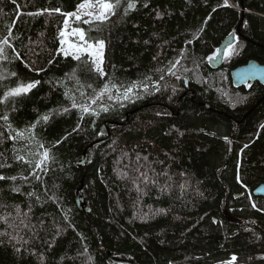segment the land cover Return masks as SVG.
Here are the masks:
<instances>
[{
	"label": "trees",
	"instance_id": "trees-1",
	"mask_svg": "<svg viewBox=\"0 0 264 264\" xmlns=\"http://www.w3.org/2000/svg\"><path fill=\"white\" fill-rule=\"evenodd\" d=\"M78 3L0 0V40L11 31L10 42L21 55L16 60L5 47L9 59L0 60V77L7 78H0V91L15 86L11 72L20 81H40L16 102L13 127L25 129L59 110L33 130L54 158L45 171L36 170L40 180L19 179L31 169L15 155L33 164L39 158L24 147L27 141L8 140L5 132L0 144V164L11 165L0 168V175L18 177L0 181V217L12 225L0 222V232H19L27 241L0 236V264H133L116 263L110 253L135 264H223L233 254L235 264H264V196L253 192L264 181V84L236 87L230 74L252 58L264 63V0H229V7L219 6L224 0H139L136 10L118 13L105 26L103 79L57 52L63 15H28L56 8L72 12ZM233 31L239 37L234 51L220 67H211L209 57ZM73 70L85 96L65 75ZM108 81H144L148 92L138 88L139 97L122 105L105 95L92 106L98 115L72 108L64 95L71 90L78 104L86 103L96 95L87 85L98 92ZM184 85L190 89L184 92ZM101 104L110 110L100 111ZM105 121L110 136L103 140ZM14 147L22 150L14 153ZM30 148L43 151L34 142ZM84 150L87 161L79 166ZM140 172L156 183L137 180ZM82 184L86 210L76 203ZM21 220L30 227L23 229Z\"/></svg>",
	"mask_w": 264,
	"mask_h": 264
},
{
	"label": "snow or ice",
	"instance_id": "snow-or-ice-1",
	"mask_svg": "<svg viewBox=\"0 0 264 264\" xmlns=\"http://www.w3.org/2000/svg\"><path fill=\"white\" fill-rule=\"evenodd\" d=\"M139 0H80V3L76 5V8L72 12H61L60 8L56 9H43L42 11H38L36 13H28V15H41L43 12H47L49 15H51L53 12L60 13L65 18L63 20V28H61L58 32V41H59V48L57 49V52L59 54H62L65 58L71 57L73 60L80 62L82 65L81 71L82 72H95L98 74L102 79L107 74L104 72L103 64H104V52L106 48V40L103 37V32L105 30V26H107L111 21L112 18L117 16L118 13L121 16H127L131 11H134L137 9ZM144 7H147V4L143 5ZM220 7H229L231 6L229 4V0H224L223 5H219ZM215 11V9H213ZM159 15V13H157ZM74 21L83 24V25H89V29L86 31L82 27H72L71 31L69 32L68 29L70 27L69 20L73 19ZM93 33H96V35H93ZM11 37V31H9L8 36H5L2 40H0V60L7 61L9 59L8 55L5 52V47L11 48L12 52L15 54L16 60H21V55L19 52L16 51L15 47L10 42ZM70 37H75V39H70ZM147 43V41L145 42ZM188 43H191L189 41ZM234 51L233 45L229 43L227 46V50L224 52L225 56H228L232 54ZM183 58V52L181 53V58ZM216 56L209 57V59H216ZM180 59H177L174 63H172V67L169 69V73L171 75H175V72L172 71L180 63ZM52 61L50 60L49 63ZM26 67H30L27 63H25ZM32 71L36 72H42L44 69H30ZM157 71H161L160 69H157ZM11 77H16L17 82L15 83V86L4 88L3 91H0V121H3V124L0 125V128H3L4 131H0V144L4 142V134L5 132L8 133L7 139L12 140L14 142L19 140L27 141L25 144V148H28L30 155H35L39 157L35 163L29 159H27L23 155H15V160L17 162H23L29 166L31 171H29L28 175H21L19 179L27 182L29 180V177H34L36 180H40L41 177L37 173V169L40 171H45L47 168V165L49 164L50 160L54 161V158L50 156L49 149L45 148L44 143H42L40 140H38L35 136L34 129L37 127L38 124L41 122H48L50 117L53 115L54 112L59 111L58 109L50 110L48 113L43 114L42 116H39L35 122H33L30 126L26 127L22 130H17L13 127V123L10 119V113L16 111V102L24 97L27 96L39 83V80H33V81H20L18 74L16 72L10 73ZM68 76L69 79H75L76 84L79 85V87L76 89L77 91H80L81 96H85V92L82 91V88L84 87L82 84H80L79 76H77V73L75 70L71 74H65ZM3 79H6L7 77H0ZM164 77L161 76L160 79L162 80ZM151 77H146L145 80H150ZM179 79V77H177ZM3 87V86H0ZM66 87V86H65ZM88 88L92 89L93 92L96 93L94 96L86 97L87 102L86 103H77L75 95L72 94L71 90H66L64 95L66 98L71 100V107L72 108H78L81 113L88 114V115H98V112L95 108H93V105L97 104V101L102 100L105 95L107 96L108 101H113L116 104H121L123 101L131 100L133 96L139 97V93L136 92V89H142L144 92H148V84L144 81L139 82H132L129 85H122L117 84L113 81H108L102 84L99 91L95 88H93L92 84L87 85ZM113 90L115 91V95H113ZM156 91H159V87H156ZM110 105H100V111L108 112L110 110ZM69 109L64 108L63 111L67 112ZM159 115V113H158ZM262 129H264V125L260 126ZM74 132L80 131L79 125L77 128L73 129ZM178 131V130H177ZM182 135V133H181ZM225 139H227L225 137ZM33 142L38 145V149H43V151H37L36 153L31 152L30 145L33 144ZM57 144L60 143V141L56 142ZM230 143V141H229ZM245 148L248 147L246 144L244 146ZM22 149L13 148V152L17 153L21 151ZM0 155H3L0 153ZM144 159H147L145 157ZM3 167H11L9 164H0V168ZM143 182L147 185L148 183L155 184L156 181L151 179L146 172H140L139 176L137 177V180L141 179ZM5 179H9L13 182H15L18 177L13 175L10 177H6L4 175H0V181H3ZM237 180L239 181L240 178L237 177ZM133 183H136V181H133ZM138 191H140L139 186H137ZM164 189L162 188L161 191ZM13 192H19V187H13ZM29 196L34 195L33 192L28 193ZM39 199V197H37ZM253 208H256V205H252ZM259 210V209H257ZM17 213H19L20 209L19 207L16 208ZM162 211V210H161ZM27 216V214H25ZM0 222H3L4 224H8V217H0ZM20 225L23 229H27L30 227L28 223H26L24 220L20 221ZM8 227H12V225L8 224ZM8 235L11 241H15L16 244H20L21 241L23 243H27L26 240L23 239L22 236H20L19 232L16 233V235H10L7 231L0 232V236ZM21 249L19 247L16 248V251L19 252ZM34 254V253H33ZM238 257L233 254L231 258L223 264H235Z\"/></svg>",
	"mask_w": 264,
	"mask_h": 264
},
{
	"label": "water",
	"instance_id": "water-1",
	"mask_svg": "<svg viewBox=\"0 0 264 264\" xmlns=\"http://www.w3.org/2000/svg\"><path fill=\"white\" fill-rule=\"evenodd\" d=\"M234 36H235V34L231 33L220 43L219 50L216 54L217 58L214 60L210 59V61H209V64L211 65V67L218 68L222 65L224 50L227 47V45H229V43H232ZM231 77H232L233 83L236 86H240L243 83L247 82L248 80H250V81L258 80V81L264 83V64L260 63L256 59H253V58L249 59L247 62L232 68L231 69ZM64 82H65V79L62 80V83H64ZM174 85L178 86L179 84L177 81H174ZM180 100H181V97L177 101L178 105L180 103ZM204 105L208 106V103H204ZM136 110L137 109L128 111V113L126 115L127 118L129 117L130 113H132ZM108 123H109V121H105L102 125L103 130L108 128V136H107V138H104L103 140L108 139L110 136V129H109ZM86 161H87V151L84 150L83 153L81 154V157L77 159V164L79 166H84ZM83 187H84V185L82 184L78 189H76L75 196H76V203H77L78 207H80L83 210H86L87 209V201H86L85 197L83 196V194L81 193V189ZM253 192L257 196H264V181L259 183L254 188ZM110 257L116 263H120V262L129 263L130 262V263L135 264L133 261H131L129 259L112 256L111 253H110Z\"/></svg>",
	"mask_w": 264,
	"mask_h": 264
},
{
	"label": "flooded vegetation",
	"instance_id": "flooded-vegetation-1",
	"mask_svg": "<svg viewBox=\"0 0 264 264\" xmlns=\"http://www.w3.org/2000/svg\"><path fill=\"white\" fill-rule=\"evenodd\" d=\"M238 40H239V38H237V40H236L235 43H237ZM224 58H225V55H224ZM232 68H234V66H233ZM232 68H231V69H232ZM230 74H231V72H230ZM255 81H256V80H255ZM257 81H258V80H257ZM259 82H260V81H259ZM261 83H262V82H261ZM254 84H255V82H254V80H253V81H247V82L243 83L242 85H243V86H246V85L253 86ZM262 84H264V83H262ZM178 87H179V86H178ZM184 87H186V88L183 89L184 92H185L186 90L190 89V87H189L188 85H184ZM107 130H108V129H107Z\"/></svg>",
	"mask_w": 264,
	"mask_h": 264
},
{
	"label": "rangeland",
	"instance_id": "rangeland-1",
	"mask_svg": "<svg viewBox=\"0 0 264 264\" xmlns=\"http://www.w3.org/2000/svg\"><path fill=\"white\" fill-rule=\"evenodd\" d=\"M75 21H74V18L73 19H70L69 20V24H70V27H69V29H68V31L70 32L71 31V28L72 27H77V26H75ZM70 39H75V37H70ZM232 45H233V48H235V46H237V43H231ZM227 50V47H226V49H225V51Z\"/></svg>",
	"mask_w": 264,
	"mask_h": 264
},
{
	"label": "bare ground",
	"instance_id": "bare-ground-1",
	"mask_svg": "<svg viewBox=\"0 0 264 264\" xmlns=\"http://www.w3.org/2000/svg\"><path fill=\"white\" fill-rule=\"evenodd\" d=\"M108 129V128H107ZM108 131V130H107Z\"/></svg>",
	"mask_w": 264,
	"mask_h": 264
}]
</instances>
